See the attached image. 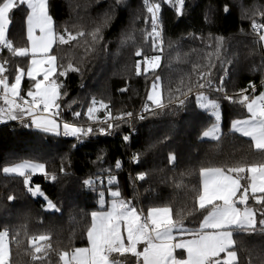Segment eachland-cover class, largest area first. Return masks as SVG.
Listing matches in <instances>:
<instances>
[{
    "label": "trees",
    "instance_id": "trees-1",
    "mask_svg": "<svg viewBox=\"0 0 264 264\" xmlns=\"http://www.w3.org/2000/svg\"><path fill=\"white\" fill-rule=\"evenodd\" d=\"M115 0H49V14L54 26L73 34L91 32L102 23L103 14L112 15L111 22L102 28L103 39L92 46L90 37L78 38L79 43L54 46L53 53L66 65L71 62L80 68L60 77L68 95L61 101V119L88 125L84 113L93 97L108 104L112 114L131 112L127 122L114 128L111 134L98 132L83 142L73 137H55L24 128L18 121L0 124V230L7 227L12 235L19 233L21 244H10L12 264H35L32 261L28 236L49 234L53 249L72 250L87 245V228L91 226V213L98 210V191L86 187L83 181L102 175V169H111L117 176L124 198H134L144 211L154 206L168 205L173 209V219L183 215L184 226L199 229L203 219L195 208V196L201 185V167L232 166L238 162L251 163L262 159L252 146L251 139L231 130L233 121L249 115L238 101L241 90L251 96L264 91V51L258 35L252 32L251 23H264V0H185L183 14L159 2L163 30V55L160 67L137 75L135 64L143 55L156 53L151 39L145 40L144 30H151L150 16L143 7V0H124V4L110 9ZM225 6L229 11L225 12ZM26 5L10 14L8 38L15 47H28ZM215 37H223L221 58L228 74L220 70V61L211 57L214 64L211 88L203 89L206 96L216 100L223 111L219 140L203 137L217 118L210 111L197 106V90L183 96L177 89L187 91L196 81L200 70H207L209 53H214ZM126 42L122 43V40ZM141 50L137 57L135 52ZM13 75L16 66L27 67L28 57H14L6 49L0 50V62ZM231 63H228V62ZM61 61L58 60V63ZM161 77L163 110L144 113L143 106L154 77ZM224 76L222 92H217L220 77ZM13 76H10L12 79ZM250 84L255 85L252 92ZM29 82H22L26 93ZM121 89H126L121 91ZM233 98L225 99V94ZM75 99L69 110L65 105ZM178 99H184L180 106ZM72 111L81 112L79 118ZM140 113V114H138ZM143 114L144 119L138 117ZM100 119L104 111L97 113ZM95 127V125H94ZM129 136L128 141L123 137ZM72 145H76L75 148ZM134 154L139 158L132 161ZM175 160L169 163V155ZM100 158V159H98ZM34 160L45 164L46 171L55 174V181L34 175L32 185H40L46 196L59 211L48 210L43 197H32L23 185V178L5 175L3 167L21 160ZM121 161V169H115V161ZM61 168L64 171H61ZM146 173L143 181H136L138 173ZM103 175H106L104 173ZM242 182V181H241ZM105 191L107 184L103 186ZM13 196L9 201L7 197ZM107 196V193L106 195ZM249 207L257 209V221L261 217L259 206L249 200ZM27 233V235L25 234ZM238 258L243 264H262L264 261V232L257 223L255 232L234 233ZM223 255V254H222ZM130 256V255H127ZM44 264H60L56 252H50Z\"/></svg>",
    "mask_w": 264,
    "mask_h": 264
},
{
    "label": "snow or ice",
    "instance_id": "snow-or-ice-1",
    "mask_svg": "<svg viewBox=\"0 0 264 264\" xmlns=\"http://www.w3.org/2000/svg\"><path fill=\"white\" fill-rule=\"evenodd\" d=\"M101 0H97L100 3ZM165 4L175 9L177 16L183 14L185 0H163ZM124 4V0H115L110 9ZM21 5H26L27 14V42L28 47H15L13 41L8 38L10 14ZM143 7L150 16H145L147 24L150 19L151 30H144L145 40L151 39L152 50L155 55H143V60H137L135 64L136 74L139 76L155 72L161 64L163 55V30L161 25V4L152 0H143ZM225 12L229 9L225 6ZM261 15H264L262 13ZM112 19L109 12L103 14L102 23L97 25L91 32L78 31L73 34L67 28L62 32L54 26L53 17L49 14V0H0V50L6 49L14 57H28L27 67L16 66L14 75L6 65L7 59L0 62V124L18 121L24 128H31L38 133L55 137H73L78 142H83L97 132L100 135L111 134L114 128H119L121 123L127 122L133 113H119L113 115L108 104L97 101L94 97L84 115L89 122L87 126L78 125L61 119V101L68 95L60 77H66L70 72H79L78 66L71 62L66 65L62 58L53 53L54 46L69 45L70 42L79 43L78 38L90 37L91 44L86 49L92 50V46L102 39V28L107 26ZM253 33L258 35V40L264 42V23H251ZM122 40V43L126 42ZM214 53H209L207 70L198 72L196 81L187 86V91H181V95L187 96L193 88L197 90L196 103L201 109L210 111L216 116L217 122L203 132V137L219 140L221 136L219 125V104L209 99L203 89L211 88L212 71L214 64L211 62L213 54L220 61V70L225 76L228 69L225 61L221 58L224 38L215 37ZM137 57L142 55L138 48L135 52ZM58 60L61 62L58 63ZM228 63H231L230 61ZM10 76H13L10 79ZM25 76L29 82L26 93L22 90V81ZM55 76V78H54ZM224 76L220 77V84L216 86L217 92L224 91ZM252 92L256 91L255 85L250 84ZM126 89H121L125 91ZM161 77H154L150 91L147 93L144 113H152L154 109L163 110L166 105L161 100ZM246 90H241L237 102L244 105L249 117L243 120H235L231 124V130L244 137L251 139L252 146L260 153L259 161L245 163L238 162L232 166L201 167L199 170L200 189L195 196V208L200 210L203 216L199 229H188L184 226L183 215L178 214L173 219V209L168 206H154L147 210L146 216L138 210L132 200L125 199L118 184V178L111 169H102V175L95 179L88 178L83 184L97 191V181L100 190L98 199L101 208L106 203L105 195L110 198L107 211L91 213V226L87 228L88 247H78L72 250L53 249L49 234H39L27 237L30 255L35 264H44L45 258L50 252H56L60 264H121L113 258V254L120 257L131 254L135 257L136 264H243L238 258L235 249L236 240L234 233L255 232L257 223L260 231L264 232V91L259 95L249 96ZM225 99L230 101L232 97L225 93ZM76 103L73 99L65 107L71 110ZM183 106L184 99H178ZM104 111L103 119L97 116ZM81 112L72 111L74 118H79ZM139 119H144L141 114ZM95 125V127H94ZM124 141L129 136L123 137ZM73 148L76 145H72ZM138 154H134L132 161L138 160ZM100 159V158H98ZM169 163L175 160V156L169 155ZM121 161H115V169H121ZM5 175H15L23 178V185L32 197H43L47 202L48 210L59 211L42 191L40 185H32L31 178L36 174H42L45 179L56 180L55 174L45 170V164L34 160L25 159L19 163L5 166L2 169ZM63 172L64 169L61 168ZM106 173V175H103ZM247 174L246 176L243 174ZM146 173L136 175V181H143ZM246 183L242 184L241 181ZM107 184L106 191L104 189ZM9 201L13 196L7 197ZM253 200L259 206L262 218L257 221V209L248 206L249 200ZM243 206V207H241ZM27 235V233H25ZM189 236L191 238L185 239ZM19 233L12 235L5 227L0 230V264H12L10 244H21ZM179 237V239H178ZM143 245L138 250V245ZM177 250H183L184 258H178ZM223 254V255H222ZM264 264V261H262Z\"/></svg>",
    "mask_w": 264,
    "mask_h": 264
},
{
    "label": "rangeland",
    "instance_id": "rangeland-1",
    "mask_svg": "<svg viewBox=\"0 0 264 264\" xmlns=\"http://www.w3.org/2000/svg\"><path fill=\"white\" fill-rule=\"evenodd\" d=\"M162 8V7H161ZM162 10H163V8H162ZM26 77V76H25ZM54 78H55V76H54ZM23 82V81H22ZM150 89H151V87H150ZM150 89H149V91H150ZM161 91V99H162V90H160ZM206 95V94H205ZM0 103H2V102H0ZM219 124H221V122H219ZM22 161V160H21ZM20 162V161H19ZM19 162H16V163H19ZM40 163H42V162H40ZM12 164H15V163H12ZM12 164H8V165H6V166H11ZM45 170H46V167H45ZM36 175H41V174H36ZM243 175H247L246 173L245 174H243ZM242 184H244V183H246V181L245 180H242V182H241ZM105 199H106V203H105V205H104V207L103 208H101V206H100V204H99V199H98V204H99V209L98 210H94L95 212H99V211H107L108 210V203H107V201L110 199L108 196H105ZM125 199H128V200H132L133 201V203H134V206L138 209V210H140V211H142L143 212V214L146 216V211H144V209H143V207L140 205V204H137L136 203V201H135V199L134 198H125ZM249 206V205H248ZM241 207H243V206H241ZM93 211V212H94ZM185 239H189V238H191V237H189V236H186V237H184ZM178 239H179V237H178ZM83 247H88V244L87 245H85V246H83ZM78 248V247H77ZM142 248H143V245L141 244V245H138V250H142ZM70 251V250H69ZM127 255H130V256H127ZM177 255H178V258H184V255H186V254H183V250H177ZM113 258L114 259H117V260H119L120 262H121V264H136V260H135V257H131V254H125V256H123V257H120L118 254H113Z\"/></svg>",
    "mask_w": 264,
    "mask_h": 264
},
{
    "label": "crops",
    "instance_id": "crops-1",
    "mask_svg": "<svg viewBox=\"0 0 264 264\" xmlns=\"http://www.w3.org/2000/svg\"><path fill=\"white\" fill-rule=\"evenodd\" d=\"M215 101H216V100H215ZM218 111H219V122H222L223 111H222L220 105H219V109H218ZM248 117H249V115H248L247 117L243 118V119H247ZM243 119H238V120H243ZM216 122H217V121H216ZM219 125H220V128H221V124H219Z\"/></svg>",
    "mask_w": 264,
    "mask_h": 264
},
{
    "label": "water",
    "instance_id": "water-1",
    "mask_svg": "<svg viewBox=\"0 0 264 264\" xmlns=\"http://www.w3.org/2000/svg\"><path fill=\"white\" fill-rule=\"evenodd\" d=\"M262 32H264V29H262ZM262 43V47H263V51H264V42H261Z\"/></svg>",
    "mask_w": 264,
    "mask_h": 264
},
{
    "label": "built area",
    "instance_id": "built-area-1",
    "mask_svg": "<svg viewBox=\"0 0 264 264\" xmlns=\"http://www.w3.org/2000/svg\"><path fill=\"white\" fill-rule=\"evenodd\" d=\"M161 12H162V8H161ZM160 17H161V13H160ZM161 25H162V21H161ZM262 31V30H261ZM225 94V93H224ZM228 95V94H227ZM229 96V95H228ZM140 114V113H138ZM26 189V188H25ZM27 190V189H26Z\"/></svg>",
    "mask_w": 264,
    "mask_h": 264
}]
</instances>
